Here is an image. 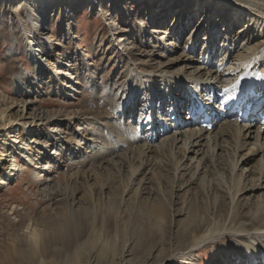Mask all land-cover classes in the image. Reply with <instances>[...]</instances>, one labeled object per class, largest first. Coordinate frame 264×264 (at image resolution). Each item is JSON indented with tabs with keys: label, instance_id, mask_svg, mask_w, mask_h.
<instances>
[{
	"label": "bare ground",
	"instance_id": "6f19581e",
	"mask_svg": "<svg viewBox=\"0 0 264 264\" xmlns=\"http://www.w3.org/2000/svg\"><path fill=\"white\" fill-rule=\"evenodd\" d=\"M81 1L85 4L84 7L89 9V18H92L99 8L101 17L109 21V11L103 12L96 0ZM154 1H146L150 8L146 13L143 12L144 17L140 23V29L145 32V29L150 25L148 22L154 25L153 30H149L151 32L148 35H150V40L155 45L150 43L144 49L142 48L143 50L139 51L138 54H133L137 48L131 42L132 46L129 45L125 51V56L128 57L126 63L118 56V63L114 64V74L111 82L112 80L116 82L119 77L123 78V81L120 85L112 87V93L115 92V96L119 95L121 104L120 107H117L112 103L109 109H111L113 116L111 114L108 116L113 118L114 123L119 121L116 125L119 126L120 133L118 132L119 135L117 136H112L113 134L111 135L109 131L103 130L102 137L104 131L106 132L104 140L116 139L113 140V145L106 148V156H104L105 149L96 153L95 159L98 165L87 169L83 173L86 174V177H84L86 188L90 192L93 191L92 195L95 194V196V191L105 189L101 183L103 176L97 174L99 171L107 176L112 172L123 174L127 176L128 181L120 179L123 188L120 186L121 189H129L123 191L125 197L129 199L133 192L138 197L144 196L148 185L151 186L156 183L158 187L160 184L165 183L166 179L163 182V176L169 174L171 175L170 180L167 182L169 185L171 182L175 185L181 178L185 177L187 184L186 182L183 183L187 186L184 193L190 195L194 193L191 190L196 185H205L209 192L214 185H218L216 180L221 177L222 171H224L229 175L233 185L232 192L231 190L228 192V196L233 201V209L229 217L227 218L228 214L223 219L211 216L204 225L202 232L188 238H185L188 236L185 233L191 232L190 230L186 231L191 226L189 228L186 226L184 230L177 232V235H184L182 237L184 240L181 242L182 246L179 249L181 254H173L169 257L168 262L180 261L182 264H199L195 258L196 251H205L209 245H214L212 247L213 253L222 255V257L226 255L223 257V259H226V263L264 264V137L260 135L258 128L225 122L216 126L210 132L193 128L171 133V127L168 124V111L162 113L164 117L160 120L164 122L162 127L160 122L149 113L150 107L147 104L151 99H157L160 106L170 109L171 105L178 106L185 98L190 99L189 93L191 92L200 96L205 90L218 84H223L225 89H230L231 82L236 77L253 75L257 78L263 76L264 0H184L180 10H175L178 5H171L174 0ZM77 2H80V0H0V18L3 10H6L9 19L7 27H17V33L24 41L27 63L32 66L33 75L39 85L35 92H29L23 88L21 82L23 78L21 69L23 67L16 65L21 51L18 49L16 38H14L15 43L13 45H8L11 32L9 34L5 33V25L0 22V38L5 46L10 82L13 85L14 94L21 97L18 102H11L9 106L0 109V133L2 136H6L8 140L7 143H4V146L8 147L7 151L11 150L1 160L0 188L7 186L11 173L14 172L12 176H15L19 171L14 159V156L17 155L18 159L21 158L32 165L33 175L36 178L47 177L42 183L51 182L57 177V179L62 178L57 181L55 186L58 191L63 192L62 195H66V199L70 198V204L66 202L67 206L52 209H55V214L62 223L61 225H58L59 223L55 225L57 228H54L55 231L53 234L51 233V237L45 235V233H39L40 235L37 233L39 236L36 237V241H33V238L28 239L32 240L33 242H31L34 244L39 242L40 246L54 240V242L62 243V247L68 248L73 241L71 236L68 235L70 233V231H67L68 228H72L73 233H75L77 231L76 221L89 220L92 215H95L90 208H84L88 205L87 199H82L81 195L75 194L77 191L74 193L69 192L73 182L68 178L69 176L65 178L62 173H58V170L64 167L67 161H73L71 157L75 150H64L62 148L54 152L52 147L53 145L59 146L60 141H71V137L68 138V135L66 137L63 133L64 137L62 133H58V130H52L49 132L54 133L56 140L53 139L55 141L51 144L43 146L40 141L34 139L38 134L43 136V132L49 130L47 128L54 125L55 122L64 123L69 117H65L68 113L64 115V112L61 111H57L52 115L41 112L38 108H35L38 101L32 99L33 94L38 93L39 95L36 97H40L42 89L49 87L53 93L52 95L64 102L76 101V95L81 94L82 86H79V83L75 81L77 80L76 72L85 71L80 66L86 65V55L80 51L77 42L71 57L67 53L59 55V51L54 47L56 44L49 36L52 34V27L46 25L54 11L57 12L55 9L58 8L60 10L57 13L62 17V20L65 16L66 19L68 17L72 18L75 15L74 9ZM106 2L107 4L111 2L110 4L113 7L118 6L121 10H124L127 3L132 4L129 0H107ZM172 12L174 13L171 16ZM124 14L123 17H125ZM147 14L151 15L149 19L145 17ZM171 17H175V19L171 21ZM161 19L164 21L163 25L160 22ZM183 20L185 24L181 26ZM66 22H68V30H66V35L64 34V39L61 37L63 44L78 38L75 31L71 29L70 20ZM60 26L63 27V21ZM113 33V46L118 47V44L123 41L120 36H124L126 32L120 30ZM200 33H203L204 43L202 48L199 49L196 46V41L199 39ZM117 34L119 35L118 39L116 38ZM171 35L177 37L176 42L181 39L182 35H185V40L182 45L175 42L168 43ZM221 38L222 40L217 45L216 41ZM136 43H140L139 38ZM216 46L220 50L218 55L221 57L217 66L226 65V69L222 72L209 69V67L200 63L202 56L206 58L215 52ZM163 59L168 60L164 62ZM75 60L78 62L76 66L73 64ZM138 60L140 61L138 62ZM204 63L206 64V62ZM211 63H213L212 60ZM130 69L135 72L134 76L136 78L132 76L124 79ZM25 71L27 72L26 69ZM87 74H90L89 84L91 89L97 92L93 79L94 73L88 72ZM144 77L150 79L148 83L142 79ZM130 79H133L134 84L130 82ZM138 107H140V110ZM138 113H140V116ZM135 121L136 125L133 124ZM20 132L24 133L23 137L19 136ZM161 132L166 133L160 136ZM84 141L87 144L91 140H85L84 138ZM76 143H73V148L77 146ZM124 145L127 147L123 148ZM41 146H43V154L45 155L43 157H41L42 152L38 150ZM66 151H68V154ZM77 154L81 155V152L78 151ZM42 159L46 161L45 165H41L40 161ZM169 165H171L172 171ZM52 173H55L53 177ZM125 173L127 174L125 175ZM126 181L128 184L124 183ZM150 186L148 187L150 188ZM137 189L138 192H136ZM151 192L154 193L152 190ZM164 192V190L159 189L158 195L164 196ZM143 198L146 199V197ZM245 199H255L252 202L254 206L237 212L238 203ZM154 200L148 199L144 202L143 215H146L149 221L150 219L163 221L167 216V211L170 212L171 207L166 208L161 202ZM50 205L53 206L54 204L50 203ZM49 212L51 211L49 210ZM185 214L186 211L183 214L177 210L172 209L171 211L173 217ZM52 219L50 217L48 220ZM65 234L67 236H64ZM217 243L222 244H219L220 247H216L215 244ZM33 251L32 253H34ZM69 264L74 263L70 262Z\"/></svg>",
	"mask_w": 264,
	"mask_h": 264
},
{
	"label": "rangeland",
	"instance_id": "374dc122",
	"mask_svg": "<svg viewBox=\"0 0 264 264\" xmlns=\"http://www.w3.org/2000/svg\"><path fill=\"white\" fill-rule=\"evenodd\" d=\"M106 1L107 0H96L99 6H101L100 8L103 12L109 11V21H106V19L104 20L101 17V13L98 10L99 8L97 9V12L95 11L93 17L89 18V9L84 7L85 4L80 0V2L75 4V15L72 18L68 17L66 19L65 16L64 20H62V17L57 13L60 10L58 8L55 9L57 12L54 11L50 20L46 23L47 26L52 27V34L49 36L53 39L54 44L59 45H54L59 51V55H65V53H67V55L71 57L76 42L79 45L80 51L86 55V65L80 66L84 68L85 71L76 72L77 80L75 81L79 83V86H82L80 90L81 94L76 95V97L74 96L76 101L70 100L69 102H64L58 97H54L51 88L49 87L42 89L40 97H36L39 95L38 93L33 94L32 96L33 100L37 99L38 101L35 108H38L41 112H47L49 115H52L57 111H61L62 113L64 112V115L68 113L65 117H71L70 119L67 118L68 120L64 123L59 124L58 122H55L54 125L47 128L49 130H43V136L42 134H38L34 139L40 141L43 146L51 144L56 140L53 135L54 133L49 132L52 130H58V133H62V135L64 133L66 137L68 135V138L71 137V141H60L59 146L53 145L52 147L54 152H57L62 148L64 150H75L71 157L73 161H67L66 165L58 170V173H62V176H65V178L69 176L68 178L71 182H74V184H72L73 182H70L71 186L69 192L71 191L70 193H74L77 191L75 194L79 196L81 195L83 197L82 199H87L88 205L84 208H90L95 215H92L89 220L81 219L76 221L75 226L77 231H75V233H73L72 228H68L67 231H70L68 235L73 239L68 248L65 246L62 247V243L54 242V240L51 241V243L41 246L39 242H35V244L32 243L33 241H36L35 239L36 237L38 238L40 235L39 233H45V235L51 237V233L53 234L55 231L54 228H57L55 225L58 223V225H61L62 223L55 214V209H52L63 208L64 205L67 206L70 204V198L68 197L66 199V195H62L63 192L58 191L55 186L57 181L62 178L57 179V177L54 178L53 181L44 184L42 182L47 177L41 176L36 178L33 175L34 170L32 165L28 162L26 163V161H23L21 158L18 159L17 155H15L14 159L19 171L15 176H12L14 172L11 173L7 186H5V188H0V264H69L70 262L74 264H182L180 261H175L173 263L168 262L169 257L173 254H181V250L179 249L182 246L181 242L184 240L182 239L184 235H177V232L184 230L186 226H188L187 228L191 226V228L186 230H190V233L185 231V234L188 235L185 238L199 234L202 232L204 225L209 221L211 216H217V219H223L228 214V218L233 209V201L231 200V197L228 196V192L230 190L232 192L233 185L229 175L224 171H222L221 177L216 180L218 185H214L209 192L205 185H196L193 187V190H191L194 191L193 194H190L191 196L184 193L187 185L183 182H186L187 179L183 177L175 185L172 182L169 185L167 183L171 176L169 174L163 176L162 180L164 182L166 179L165 183L160 184L158 187L156 183L151 186L148 185L150 188L147 186L146 194L144 196L138 197L134 195L133 192V196L131 195L129 199L123 194V191L126 188L121 189L122 184L120 179H123L122 181H128L127 176H124L123 174H115V172H112L110 174L108 173L110 176H107L105 173H100L99 171L97 174L103 176L101 183L104 185L105 189L97 190L98 192L95 191V196V194L92 195L93 191L90 192L88 191L89 189L86 188L87 186L85 185L84 178L86 177V174L84 175L83 173L87 171V169L98 165V162L95 159L97 155L96 153L105 149L104 156H106V148L113 145V140L116 139L107 140L108 142L104 140L106 134L105 131H109L111 135L113 134L112 136H117L120 133L119 126L116 125L119 121L114 123L113 118L108 116L111 114V109L109 108H111L110 105L112 103L117 107H120L121 104L119 95L115 96V92L112 93V87L120 85L123 78L119 77L116 82L113 80L111 82L114 74V64L118 63L117 59H119L117 57L120 56L125 62L128 60V57L125 56V51L129 45L131 47L133 44V46L137 48L134 50L133 54H138L139 51H142L146 47V45H149L150 43L153 44L152 40H150V35L148 34L153 30L152 27H154V25H152L151 22H148L150 25L145 29V32L140 29V23L144 17L143 12L146 13L150 8L146 3L148 0H129L132 4L130 5V3H127L124 10L119 9L120 7L118 8V6L113 7V5L110 4L111 2L107 4ZM160 1L163 2L162 0ZM183 1L184 0H174L171 2V5H178V8L175 10H180V6H182L181 4L184 3ZM154 8L155 5L153 6V11ZM5 11L3 10L0 22L5 25V33L9 34L11 32L10 34L12 37L9 34L10 40H8V45H13L15 43L14 38H16L18 49L21 51L19 61L16 65L18 67H23V69H21L23 77L21 81L22 86L29 92H35L39 85L37 84L36 77L33 75L32 66L27 63L26 53L24 51L25 47L23 45L24 41L17 33V27H7L9 19L8 12ZM173 13L174 12L171 13V16ZM123 14L125 17L122 16ZM150 16L151 15L147 14L145 17H148L149 19ZM174 19L175 17H171V21ZM67 20H70L71 29L75 31L78 38L77 40H69L67 43L63 44L62 39H64V36L66 35V30H68ZM62 21L63 27L60 26ZM160 22L163 25L164 21H162V19ZM168 22L166 23L167 25ZM181 23V26H183L185 21L183 20ZM120 30H124L126 34L122 37L120 36V39L123 41L118 44V47H114V38L112 34H114L113 32H119ZM149 30L151 31L149 32ZM202 34L203 33H201V35ZM118 36L119 35L117 34V39ZM61 37L63 38L61 39ZM138 38L140 39L139 44L136 43ZM201 39L202 37H199V45L202 42ZM173 40L175 39H168V43H172ZM182 40L183 39H181L179 43H182ZM131 42L133 43L130 44ZM167 60L168 59H163L164 62ZM139 61L140 60H138V62ZM163 61L161 60V62ZM77 63L76 60L73 61L75 66ZM88 72L94 73L95 75H93V79L97 92L91 89L89 84L90 74L88 75ZM132 72L133 71L130 69L124 79L134 76L135 72ZM134 78L136 77L134 76ZM133 79H130L131 83L133 82ZM142 79L147 83L150 80L146 77ZM18 97L19 96L14 94L13 85L10 82V71L6 61L5 46L0 38V109L7 107V105L9 106L11 102H18L21 100V97ZM114 109L116 108L114 107ZM117 118L118 117L116 116V119ZM60 120L61 118L59 121ZM103 130L105 131L104 136L102 137ZM19 136L23 137L24 133L20 132ZM45 137L46 139L44 140ZM82 137H84L85 140L91 141H88L87 144H85L84 138ZM95 138L97 139L94 140ZM7 141L6 136H2L0 133V173L2 164L1 160H3L4 156L11 151H7L8 147L4 146V143H7ZM74 142H77V146H75L76 148H73ZM43 146L38 149L39 152H42L41 157L45 156L43 154ZM122 147L126 148L127 146L125 147L124 145ZM78 151L81 152L82 156L77 154ZM66 153L68 154V151H66ZM76 154L77 156L73 158ZM45 162L46 161L43 159L40 161L41 165H45ZM169 166L172 171L171 165ZM54 174L55 173H52V177ZM126 174L127 173H125V175ZM127 181L124 183H127ZM81 185L82 187H80ZM159 189L165 191L164 196L158 195ZM151 190L154 191V193L151 192ZM136 192H138V189ZM143 197H146V199ZM148 199L159 201L166 208L171 207L170 212L167 211V218L165 217L163 221H158L157 219H150L149 221L147 216L143 215L145 208L144 202ZM254 200L255 199L241 200L237 205V212L253 207L254 204H252V202ZM50 203L54 205L51 206ZM93 205H96L95 207L97 208ZM172 209L177 210L181 214L186 211V214L173 217L171 215ZM49 210L51 212H49ZM81 212H83V210H81ZM50 217L53 219L48 220ZM64 236L67 235L65 234ZM28 239H32L33 241ZM219 244L221 245L222 243H217L215 246L220 247ZM213 246L214 245H209L205 251H196L195 258L198 263L229 264L225 262V258L223 259L226 255L222 257V255H215V253H213ZM55 247L57 248L55 249ZM34 248H36L35 251H33ZM32 251L35 254L32 253Z\"/></svg>",
	"mask_w": 264,
	"mask_h": 264
}]
</instances>
